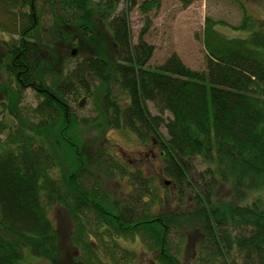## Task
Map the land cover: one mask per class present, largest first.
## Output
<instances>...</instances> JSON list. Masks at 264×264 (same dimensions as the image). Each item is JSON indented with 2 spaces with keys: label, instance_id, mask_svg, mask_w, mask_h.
<instances>
[{
  "label": "trees",
  "instance_id": "obj_1",
  "mask_svg": "<svg viewBox=\"0 0 264 264\" xmlns=\"http://www.w3.org/2000/svg\"><path fill=\"white\" fill-rule=\"evenodd\" d=\"M26 1L25 21L16 37L3 41L6 52L0 57L7 58L5 71L16 85L31 86L41 100L29 129L0 121V264H42L57 254L58 234L49 216L54 205L71 219L70 240L81 264H131L134 251L119 241L135 237L146 249H159V263L180 264L177 245L189 230L200 233L197 262L234 264L230 254L235 249L241 264H264V199L243 201L248 192L264 190V30L246 13L236 25L206 17L204 70L187 67L176 53L151 67L153 46L142 38L149 22L137 42L131 36L128 10L136 0H57L59 10H52L47 34L76 21L86 29L94 15L106 23L114 54L112 60L88 55L68 64L69 52L59 57L60 70L47 86L34 80L41 71L40 26L33 13L36 0ZM179 1L187 6L194 0ZM0 3L10 12L25 4ZM121 3L125 8L117 12ZM158 5L159 0H144L138 7L146 15ZM89 79L102 83L97 98ZM76 87L91 98L89 115L77 117L69 105L73 93L66 90ZM148 102L170 116L153 115ZM65 120L129 130L143 144L157 138L164 174L178 201L189 192L192 206L154 212L160 198L152 178L132 171L108 147H95L85 157L63 132L55 131L64 129ZM56 134L76 153L75 169L68 174L61 171L53 149ZM194 158L205 168L192 178ZM124 177L131 189L113 197L105 180ZM221 184L229 186L227 202L216 201Z\"/></svg>",
  "mask_w": 264,
  "mask_h": 264
},
{
  "label": "rangeland",
  "instance_id": "obj_2",
  "mask_svg": "<svg viewBox=\"0 0 264 264\" xmlns=\"http://www.w3.org/2000/svg\"><path fill=\"white\" fill-rule=\"evenodd\" d=\"M21 1L25 2L24 6H18L12 12L9 11V6L5 7L6 5L0 3V25L2 24L0 27V54L6 52L3 41H9L12 34L16 37L17 28L25 21V16L22 14L28 13L29 1ZM142 1L144 0H136L137 5L128 10V17L134 43L138 41L146 21L149 22L148 29L142 38L153 46L152 56L147 63L151 67L160 65L170 54L176 53L187 67L204 70L206 55L202 43V30L206 17L236 25L240 23L243 14L246 13L254 19L259 28L264 30V0H194L187 6H183L179 0H159L158 7L151 9L146 15L142 14L138 7ZM123 8H125V3H121L116 11ZM52 10H59L57 0L35 1L33 13L37 18L38 27L40 26L37 32L39 39L37 44L39 55H42L41 71L34 76L36 82L40 81L41 84L48 86L49 78L52 76V83L53 79L57 77L55 72L59 69V57L67 56L69 52L72 57H69L68 64L71 63V60L75 62L88 55H99L107 60L113 59L114 45L110 32L100 17L97 18L93 15L86 29L80 27L79 21L61 25V28L53 35L50 32L47 34L54 19ZM218 28L229 35L234 34L220 25ZM42 40L46 41V44ZM4 56L0 57V121L22 124L29 129L28 120L33 119L31 115L33 108L38 105L41 96L31 86L18 87L16 85L15 80L5 71L7 58ZM88 83L91 84V93L94 94V97L97 98L102 94V83L95 79H89ZM66 93H73L71 97H68V100L77 117L91 113V98L83 94L85 92L81 87H76L75 90H66ZM80 102H82L81 106ZM147 104L153 115L170 116L167 112L159 113L151 102ZM64 123V129L59 130L58 128L57 130L56 128L55 131L63 132L71 140V143L77 145L80 149L78 152L84 154L85 157L95 147H108L118 159L127 162L132 171L139 170L146 177L152 178L160 198L159 205L156 204L152 208L154 212L170 211L173 213L176 210L181 212L185 210L184 208L192 206L191 199H187L188 196L191 197L189 192L185 194L186 198L184 197L182 202L178 201L174 185H171L170 179L164 174L157 138L153 137L152 142L143 144L131 131L111 128L105 123L68 124L66 120ZM66 127L68 128L65 129ZM159 131L161 135H166L163 127ZM51 142L58 155L63 174L72 172L77 161L74 150L63 141L62 137L58 139L57 134L54 135V140L51 138ZM192 162L193 178L197 177V173L203 171L205 166L199 158H194ZM57 171L59 172V170ZM166 180L168 183L164 182ZM105 186L113 197L131 189L126 177L120 180H105ZM216 193V201L227 202L229 200L227 184H221ZM247 194L243 201H250L255 197L264 199V190L250 191ZM178 206L181 209L177 208ZM49 216L58 234V252L51 259H42L41 263L81 264L76 258L77 249L70 240L72 222L66 210L60 205H54L49 209ZM199 237V232L189 230L184 239L178 243L176 255L180 264H205L202 261L197 262ZM119 242L124 248L134 251L135 258L131 264H161L156 258L159 249H146L138 237L123 238ZM230 258L234 260V264H241V259L235 249L232 250Z\"/></svg>",
  "mask_w": 264,
  "mask_h": 264
},
{
  "label": "water",
  "instance_id": "obj_3",
  "mask_svg": "<svg viewBox=\"0 0 264 264\" xmlns=\"http://www.w3.org/2000/svg\"><path fill=\"white\" fill-rule=\"evenodd\" d=\"M73 53H74V51H73ZM79 105L81 106V105H82V102H80ZM164 182H165V183H168V181H164Z\"/></svg>",
  "mask_w": 264,
  "mask_h": 264
}]
</instances>
